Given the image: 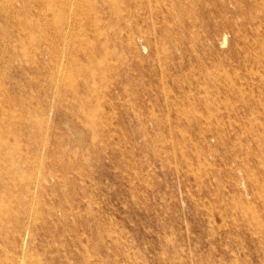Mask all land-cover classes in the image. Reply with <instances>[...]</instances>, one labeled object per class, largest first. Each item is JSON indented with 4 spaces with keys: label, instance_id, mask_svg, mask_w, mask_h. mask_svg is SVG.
I'll list each match as a JSON object with an SVG mask.
<instances>
[{
    "label": "rangeland",
    "instance_id": "1",
    "mask_svg": "<svg viewBox=\"0 0 264 264\" xmlns=\"http://www.w3.org/2000/svg\"><path fill=\"white\" fill-rule=\"evenodd\" d=\"M0 264H264V0H0Z\"/></svg>",
    "mask_w": 264,
    "mask_h": 264
}]
</instances>
